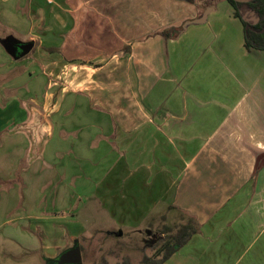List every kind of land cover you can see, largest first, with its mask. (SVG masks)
<instances>
[{
	"label": "crops",
	"instance_id": "0c3cea01",
	"mask_svg": "<svg viewBox=\"0 0 264 264\" xmlns=\"http://www.w3.org/2000/svg\"><path fill=\"white\" fill-rule=\"evenodd\" d=\"M48 1L56 49L70 63L96 64L92 111L110 120L76 140L52 141L51 125L45 138L29 136L35 80L28 100L22 73L2 75L24 60L2 64L0 228L35 232L46 260L69 248L58 225L71 241L101 232L84 228L70 201L69 168L86 159L96 169L83 174L86 211L111 226L136 228L171 210L195 219L197 231L161 264H264V49L245 48L231 5L212 0L204 22L166 38L162 30L202 14L201 0ZM100 144L92 158L88 149ZM42 163L46 171L36 170Z\"/></svg>",
	"mask_w": 264,
	"mask_h": 264
},
{
	"label": "rangeland",
	"instance_id": "374dc122",
	"mask_svg": "<svg viewBox=\"0 0 264 264\" xmlns=\"http://www.w3.org/2000/svg\"><path fill=\"white\" fill-rule=\"evenodd\" d=\"M209 3L212 4V0H201L202 10L210 5ZM246 17L248 18L249 15ZM49 25L50 7L48 0H0V40L12 35L22 41L32 40L34 42L32 50L19 59V61L24 60V64L18 66L16 72L8 71L2 75L6 78L22 73L23 78L20 83L22 85L19 91L22 97L28 100L29 95L33 94L29 91L30 79L35 80L34 100L31 101L34 121L32 130L29 129L30 131L27 133L29 136L38 133L39 137L45 138L49 135V125L52 127V141L60 140L61 136H68L70 140H76L82 134L86 137L90 136V131H94L97 122L107 124L109 119L100 116L101 119L98 120V115L94 111L97 109L92 108L96 106V91L99 86L95 73H91L92 67H96V64L70 63L71 61L63 55L64 53L62 54L61 50L56 49V39L54 38V42L52 41ZM57 35L59 39L64 37V30ZM51 46L55 48L52 51L47 49ZM0 47V66L4 65L5 62L7 64L8 60L13 61L15 59L11 54V57L9 54L6 56V49L1 45ZM2 68H6V66ZM30 72L33 73L31 77ZM2 81L3 79H0V86ZM123 84H125L124 87L132 88L129 82H123ZM92 109L94 110L92 111ZM82 124L87 125L86 128L82 129L81 127H84ZM34 125L38 127L37 130H34ZM108 131L109 129H106L105 132ZM96 137H93L94 141L101 143ZM101 149L100 144L99 148L95 146V149H88L87 152L92 158H96ZM44 163H42L43 166L39 167L38 165L36 170L43 168L42 171H46ZM23 168L29 171L30 165L20 162L19 170L22 171ZM88 171L96 172V169L95 165L86 159L69 168V172L76 176L73 183L69 184L68 187L72 191L73 197L70 201L73 202L77 220L90 231L94 228L101 229V232L93 231L90 235L78 238L77 242L81 249V264H143L144 256H150L154 258L153 260H157L152 254L156 249V243L163 238L159 235L162 224L173 225L176 222L185 221L186 218L171 210L166 219L161 217L149 219L148 216L136 228L130 225L111 226L108 221L103 219V215L99 216L93 210L86 211V208L92 203L86 195H82L81 183L82 180H86L83 174H88ZM123 182L121 195L125 197L121 199L125 201L127 199L124 189L126 183L124 180ZM57 227L60 228V232H63L64 239L68 241V247H72L74 241L69 239L66 227L63 224ZM103 228L104 230H102ZM0 234L12 236L22 244L26 242L31 248L22 251L13 241L0 237V264H54L41 255L40 242L35 232L30 233L28 229L23 228L14 229L13 225L5 224L1 226ZM8 251L10 255L7 254Z\"/></svg>",
	"mask_w": 264,
	"mask_h": 264
},
{
	"label": "trees",
	"instance_id": "16d2710c",
	"mask_svg": "<svg viewBox=\"0 0 264 264\" xmlns=\"http://www.w3.org/2000/svg\"><path fill=\"white\" fill-rule=\"evenodd\" d=\"M193 1V0H189ZM233 8V15L242 23L243 26V40L246 49H264V0H226ZM247 8L253 12L254 17H257V22H253L244 16V11ZM183 28H168L161 31V34L168 38L177 36ZM1 43V41H0ZM54 50L55 48H47ZM198 224L192 217H187L183 222H176L172 224H162L159 235L163 236L161 240L156 243V249L152 256L157 258L153 260L150 256H144L143 264H161L179 247L184 245L190 237L197 231ZM52 261V259H49Z\"/></svg>",
	"mask_w": 264,
	"mask_h": 264
},
{
	"label": "water",
	"instance_id": "95a60500",
	"mask_svg": "<svg viewBox=\"0 0 264 264\" xmlns=\"http://www.w3.org/2000/svg\"><path fill=\"white\" fill-rule=\"evenodd\" d=\"M211 6H206L202 12V14L193 20H188L183 24L182 28L185 29L186 24L189 22H204L207 18L208 13L211 11ZM258 18L254 17L253 22H257ZM2 42V41H1ZM4 43V42H3ZM12 45L19 51L15 54V58L22 57L26 55L34 45L32 40L26 42H12ZM5 49L9 52L7 45H4ZM54 264H81V249L78 245L77 240H74V245L63 250L59 253L55 258H53Z\"/></svg>",
	"mask_w": 264,
	"mask_h": 264
},
{
	"label": "flooded vegetation",
	"instance_id": "af4514ba",
	"mask_svg": "<svg viewBox=\"0 0 264 264\" xmlns=\"http://www.w3.org/2000/svg\"><path fill=\"white\" fill-rule=\"evenodd\" d=\"M240 1H246V0H240ZM245 9V11H244V16L245 15H249V17L248 18H252L251 20L253 21V12L252 11H250L249 9H247V8H244ZM0 41H2L0 44L1 45H3V47H4V45H7V47H8V50H9V53L14 57L15 56V54H17L19 51L12 45V42H18V41H20V40H18L17 38H15L14 36H12V35H10V36H8L7 38H4V39H2V40H0ZM4 42V43H3ZM21 42H26V41H21ZM34 46V45H33ZM5 48V47H4ZM33 48V47H32ZM32 48H31V50H32ZM30 50V51H31ZM29 51V52H30ZM28 52V53H29Z\"/></svg>",
	"mask_w": 264,
	"mask_h": 264
}]
</instances>
